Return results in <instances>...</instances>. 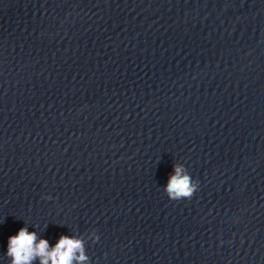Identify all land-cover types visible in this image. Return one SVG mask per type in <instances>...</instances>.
<instances>
[{"label":"water","instance_id":"1","mask_svg":"<svg viewBox=\"0 0 264 264\" xmlns=\"http://www.w3.org/2000/svg\"><path fill=\"white\" fill-rule=\"evenodd\" d=\"M0 220V264L23 223L95 229L91 264H264V0H0Z\"/></svg>","mask_w":264,"mask_h":264},{"label":"clouds","instance_id":"2","mask_svg":"<svg viewBox=\"0 0 264 264\" xmlns=\"http://www.w3.org/2000/svg\"><path fill=\"white\" fill-rule=\"evenodd\" d=\"M198 184L199 181L190 175L186 166L177 161L173 162L162 189L169 199L178 200L191 197ZM42 198L52 197L45 195ZM89 238L93 242L99 239L95 229L87 235L60 233L54 242H50L35 229L30 231L29 225L23 223L7 237L3 255L7 257L8 264H91L85 250V242Z\"/></svg>","mask_w":264,"mask_h":264}]
</instances>
